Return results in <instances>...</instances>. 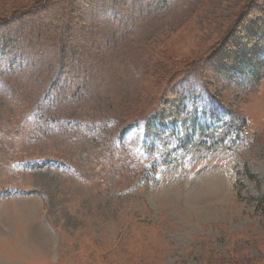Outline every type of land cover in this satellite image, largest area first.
Returning <instances> with one entry per match:
<instances>
[{
	"label": "rangeland",
	"instance_id": "rangeland-1",
	"mask_svg": "<svg viewBox=\"0 0 264 264\" xmlns=\"http://www.w3.org/2000/svg\"><path fill=\"white\" fill-rule=\"evenodd\" d=\"M0 19V264H264V0Z\"/></svg>",
	"mask_w": 264,
	"mask_h": 264
},
{
	"label": "trees",
	"instance_id": "trees-1",
	"mask_svg": "<svg viewBox=\"0 0 264 264\" xmlns=\"http://www.w3.org/2000/svg\"><path fill=\"white\" fill-rule=\"evenodd\" d=\"M4 19V18H3ZM3 19H0V21H2ZM1 23V22H0Z\"/></svg>",
	"mask_w": 264,
	"mask_h": 264
}]
</instances>
